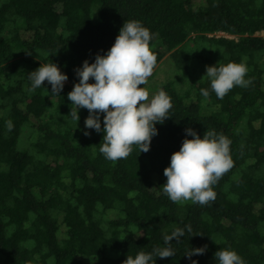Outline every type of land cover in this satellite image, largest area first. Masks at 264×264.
<instances>
[{"label": "trees", "instance_id": "1", "mask_svg": "<svg viewBox=\"0 0 264 264\" xmlns=\"http://www.w3.org/2000/svg\"><path fill=\"white\" fill-rule=\"evenodd\" d=\"M131 19L149 29L156 64L167 53L175 76L161 89L172 108L148 151L134 145L112 161L99 151L103 132L82 131L88 110L70 116L67 93L75 68L103 54ZM190 40L206 49L189 52ZM51 61L67 74L59 95L26 78ZM230 61L246 64L250 83L218 98L205 66ZM186 127L231 141L233 167L203 205L163 192V168ZM185 225L192 232L173 238L175 254L155 264H217L225 247L264 264V0H0V264H122Z\"/></svg>", "mask_w": 264, "mask_h": 264}, {"label": "clouds", "instance_id": "2", "mask_svg": "<svg viewBox=\"0 0 264 264\" xmlns=\"http://www.w3.org/2000/svg\"><path fill=\"white\" fill-rule=\"evenodd\" d=\"M150 39L149 29L140 21L127 20L103 54L97 53L91 63L83 60L81 66L74 70L78 82H74L67 93L71 102L70 116L78 121V108L88 110L82 131L84 135L90 134L88 129L103 132L99 151L106 159L126 158L134 145L138 153L148 151L152 136L157 134L156 123H163L169 117L172 108L169 94L159 89L150 96L149 90L143 86L156 64V56L149 46ZM205 67L210 88L218 98H223L234 86L250 83L245 79L248 69L243 62L230 61ZM26 78L31 89L35 90L47 81L51 86L48 91L59 95L67 74L53 61L40 62L27 73ZM200 92L204 96L209 95L208 88H201ZM6 126L11 130L12 122L6 121ZM185 133L179 149L170 154L169 163L163 168L166 177L162 184L163 192L173 202L191 200L203 205L215 199L212 185L233 167L231 141L213 129L199 135L195 129L186 127ZM185 230L192 232L190 225L176 227L171 233L163 235V247L138 251L134 256L127 255L122 264H155L157 256H173V238L178 241ZM205 247H194L184 254L187 257L193 253L202 254ZM214 257L217 264H245L243 258L228 247L216 250ZM189 264H197V261L190 259Z\"/></svg>", "mask_w": 264, "mask_h": 264}, {"label": "rangeland", "instance_id": "3", "mask_svg": "<svg viewBox=\"0 0 264 264\" xmlns=\"http://www.w3.org/2000/svg\"><path fill=\"white\" fill-rule=\"evenodd\" d=\"M223 34L224 33H221V32L216 33L217 36L223 35ZM224 35H226V34H224ZM228 37H231V36H228ZM185 46L189 50V52L196 51V50L201 51V50L206 49V45L195 44V42H193L192 40L187 41L185 43ZM196 66L197 67L194 69L193 73L197 72L198 70L203 71V69H204L203 63H199ZM201 71H200V73H202ZM174 76H175V73L173 71V67L171 66L170 60L167 58V53H165L163 55L161 61L155 65L154 72L147 78V83L143 86L149 90L150 96H151L152 93L161 89V85H162V82L164 80L168 79L169 77L173 78Z\"/></svg>", "mask_w": 264, "mask_h": 264}, {"label": "built area", "instance_id": "4", "mask_svg": "<svg viewBox=\"0 0 264 264\" xmlns=\"http://www.w3.org/2000/svg\"><path fill=\"white\" fill-rule=\"evenodd\" d=\"M222 33V32H221ZM224 35V34H223Z\"/></svg>", "mask_w": 264, "mask_h": 264}]
</instances>
